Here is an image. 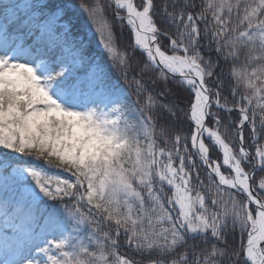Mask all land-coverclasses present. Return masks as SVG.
I'll return each mask as SVG.
<instances>
[{
    "label": "snow or ice",
    "instance_id": "6c2138e0",
    "mask_svg": "<svg viewBox=\"0 0 264 264\" xmlns=\"http://www.w3.org/2000/svg\"><path fill=\"white\" fill-rule=\"evenodd\" d=\"M0 264H264V0H0Z\"/></svg>",
    "mask_w": 264,
    "mask_h": 264
},
{
    "label": "trees",
    "instance_id": "16d2710c",
    "mask_svg": "<svg viewBox=\"0 0 264 264\" xmlns=\"http://www.w3.org/2000/svg\"><path fill=\"white\" fill-rule=\"evenodd\" d=\"M130 42H132V41L130 40ZM98 51H102V50L100 49V50H98ZM97 60H100V57H99V56L97 57ZM112 82H113V83L116 82L115 74L112 75ZM121 83H122V82H121ZM160 130H161V129L158 127V128H157V131L159 132ZM226 139L230 140V139H231V136H227ZM58 174H59L60 176H62L63 178H70V179L74 180V177H71L69 173L60 172V173H58ZM48 203H49V205H51L52 202L49 201ZM238 242H239V240H238ZM121 251L123 252V251H125V249H121Z\"/></svg>",
    "mask_w": 264,
    "mask_h": 264
},
{
    "label": "rangeland",
    "instance_id": "374dc122",
    "mask_svg": "<svg viewBox=\"0 0 264 264\" xmlns=\"http://www.w3.org/2000/svg\"><path fill=\"white\" fill-rule=\"evenodd\" d=\"M102 50V49H101Z\"/></svg>",
    "mask_w": 264,
    "mask_h": 264
}]
</instances>
